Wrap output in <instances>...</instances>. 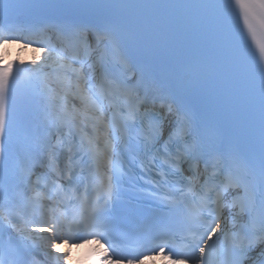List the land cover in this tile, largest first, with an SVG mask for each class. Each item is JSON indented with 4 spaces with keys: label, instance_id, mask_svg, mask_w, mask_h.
Wrapping results in <instances>:
<instances>
[{
    "label": "snow or ice",
    "instance_id": "1",
    "mask_svg": "<svg viewBox=\"0 0 264 264\" xmlns=\"http://www.w3.org/2000/svg\"><path fill=\"white\" fill-rule=\"evenodd\" d=\"M84 244L264 264V0H0V264Z\"/></svg>",
    "mask_w": 264,
    "mask_h": 264
},
{
    "label": "bare ground",
    "instance_id": "2",
    "mask_svg": "<svg viewBox=\"0 0 264 264\" xmlns=\"http://www.w3.org/2000/svg\"><path fill=\"white\" fill-rule=\"evenodd\" d=\"M10 52L12 54H19L20 58L31 62L35 57L43 56V50L38 49L37 46H33L31 48L25 49L23 52H19V46L16 44L10 45ZM63 249V246H62ZM144 264H149L147 261H144Z\"/></svg>",
    "mask_w": 264,
    "mask_h": 264
}]
</instances>
